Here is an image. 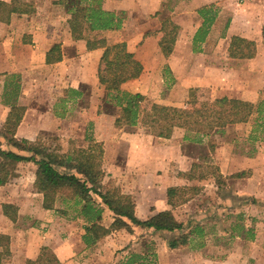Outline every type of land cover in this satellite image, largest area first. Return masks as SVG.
Returning a JSON list of instances; mask_svg holds the SVG:
<instances>
[{
  "label": "crops",
  "instance_id": "crops-1",
  "mask_svg": "<svg viewBox=\"0 0 264 264\" xmlns=\"http://www.w3.org/2000/svg\"><path fill=\"white\" fill-rule=\"evenodd\" d=\"M13 1L30 12L12 13L6 23L0 22V148L27 156L6 146L2 137L11 108L21 107L24 111L14 130L16 140L40 141L49 146L50 139H56L62 152L73 143L81 147L89 141L100 144L102 188H116L129 196L134 204L133 216L139 221L169 211L178 222L180 212L199 201L193 198L171 207L166 192L194 185L196 181L186 175L192 166L205 162H200L199 151L210 137L202 144H192L183 140L180 129H173L168 139H162L142 127L132 131L115 128V117L102 110L104 88L97 78L104 49L88 50L86 41L101 38L109 46L124 43L142 70L138 78L122 84L121 90L140 94L155 104L183 108L190 89L208 90L214 99L257 104L264 100V0ZM0 2L10 4L12 0ZM76 5L91 6L118 18L123 14L121 26L89 32L81 20L83 28L76 39L70 29ZM202 12L211 14L213 21L204 40L194 41L203 22ZM164 23L177 31L166 57L158 46L168 34L160 30ZM233 37L253 42L255 56L230 58ZM54 46L58 47L60 61L47 63L46 56ZM243 126H228L223 131ZM248 133H241L240 140L247 143ZM231 145L209 151L210 155L214 153V162H208L218 167L224 179L248 171L246 178L236 181L241 186L242 212H247V199L264 202V143H256L252 155L236 153ZM35 171L30 162L17 163L8 181L0 185V253L6 247L8 250L0 264H35L44 249L54 256L56 264H129L132 255L140 256V260L130 264H264L263 251L258 259L243 255L244 248L264 250V245H239L241 256L235 259L209 257L216 227L205 228L198 221L180 231L186 235V242L174 249L168 242L176 239L179 231L155 232L136 226H131V231H111L85 244L82 237L86 223L72 202L62 203L57 197L52 210L42 208V195L33 192ZM232 199L224 198V204ZM3 205L13 207L15 212L10 209L4 213ZM224 212V218L231 215L229 209ZM113 221L112 212L103 207L100 226L108 229ZM188 245L198 247L188 252Z\"/></svg>",
  "mask_w": 264,
  "mask_h": 264
},
{
  "label": "trees",
  "instance_id": "trees-1",
  "mask_svg": "<svg viewBox=\"0 0 264 264\" xmlns=\"http://www.w3.org/2000/svg\"><path fill=\"white\" fill-rule=\"evenodd\" d=\"M30 9L0 2V22L6 23L12 13H29ZM203 22L197 30L194 41L202 42L213 16L208 12L201 13ZM123 14L120 18L112 13L103 12L91 6L76 5L70 21V29L74 38H80L83 28L81 20L85 23L89 32L118 29L121 26ZM162 31L168 32L166 39L162 38L158 46L166 57L170 54L176 27L170 23H164ZM264 32V31H263ZM168 36V38H167ZM103 48L100 58V66L97 71L99 84L104 88L103 111L115 117L114 127L125 128L132 131L137 127L148 129L150 134L168 139L173 129L184 132L183 140L192 144H202L205 138H211L215 134H222L228 126L250 123L247 140L250 142L264 143V100L252 104L238 99L216 98L211 101H199L196 93L198 89H190L184 108L165 107L146 100L140 94H130L121 90L122 84L138 78L141 73V65L135 61L126 51L124 43L107 45L104 39L86 41L88 50ZM58 47L54 46L46 56L47 63L60 61L56 55ZM229 56L233 59H251L255 56V44L238 37H233L229 46ZM74 93V92H73ZM76 94V92H75ZM116 108L119 109L116 112ZM24 109L12 107L9 116L3 126L2 137L6 146L24 152L27 156L16 154L10 150L0 148V185L5 184L12 175L17 163H32L36 167L33 192L43 197L42 208L52 210L56 198L62 203L72 202L76 212L86 225L82 240L85 244H91L106 236L111 231L125 229L131 231V226L143 229H153L155 232L182 231L183 225L178 223L171 212H161L147 221H139L133 216L134 204L129 196L123 195L118 189L104 190L101 186L103 172L101 170L102 148L100 144L92 143L86 147H73L62 152L60 146L50 148L40 141L29 142L16 140L14 130L18 125ZM209 138V139H210ZM210 151L213 145L210 141ZM1 146V144H0ZM197 165L191 167L187 177L195 180L194 171ZM243 173H236L230 178H243ZM196 188H170L166 192L168 204L176 207L190 200ZM192 194L185 197V194ZM260 202L252 199V203ZM103 207L114 215V221L108 229L100 226ZM3 212L11 209V206H2ZM14 220V216L10 215ZM186 242V235H180L168 242V247L174 249L178 244ZM8 256L6 249L0 253V262ZM140 260V256L132 255L131 261ZM33 264V263H26ZM35 264H56L54 256L46 251L38 257Z\"/></svg>",
  "mask_w": 264,
  "mask_h": 264
},
{
  "label": "rangeland",
  "instance_id": "rangeland-1",
  "mask_svg": "<svg viewBox=\"0 0 264 264\" xmlns=\"http://www.w3.org/2000/svg\"><path fill=\"white\" fill-rule=\"evenodd\" d=\"M162 94H165V91H163ZM196 96L199 101H211L214 99V96L208 90H203L202 92L199 90V92L196 93ZM146 100L152 102L150 99ZM184 107L185 104L183 105V108ZM143 130L150 132L145 128H143ZM249 130L250 124L247 123L245 126H243V128H232L231 130L227 131V133L223 131L225 132L224 135H213L208 141L212 143L213 149L218 146L222 148L226 144H232L231 147H233V150L236 153L242 151L244 154L252 155L255 152L254 145L258 142L253 143L247 140V144L246 142L242 141V139L240 140L239 136L241 133L245 134V132H249ZM236 140L237 142L235 143ZM48 143L50 148L59 146V144H57L58 142L56 143V139H50V142ZM53 144L55 146H53ZM75 144L76 143H74L73 147H81V144ZM202 149L203 151H199V156L202 158L200 162L203 160H205V162L203 161L198 163L197 168H195L194 176L196 182H194L193 186L196 188V190L193 192L194 196L191 198H197L199 202L195 201L188 204V206L183 209L184 211L180 209L182 212H180V215H178V220L180 221H178V223L182 224L184 229L186 227L194 226L193 222L196 221H198V223L202 222V226L205 228H207L209 225L215 226L216 232L215 234L211 235V240L214 242V244L212 245V251L208 252L209 254L207 253L208 256L217 260L227 257L230 259H235L241 256L240 250H237L240 248L239 245H264V202L258 205L256 202L252 203V200L249 198L247 200L249 202L250 208L247 212H242V209H244V204L241 203L239 199L240 195L238 193V191L241 190V186L236 184V181L239 179L230 178L229 176L226 178L228 181H226V179H224V177H222L220 174L218 167L209 164V162H214V153L212 155L209 153L211 150L209 147V142H207ZM243 174L246 178L249 173L246 171L243 172ZM189 192V194H185V197L192 194L191 191ZM230 196H233L234 199L230 201L228 200L229 202L224 204L223 199ZM227 209L231 211V215L227 216V218H224V210ZM199 210H205L207 212H202L199 214L197 212ZM242 215L245 216L242 217ZM222 230H227L228 232L224 234ZM230 230H232L231 234H229ZM180 235L185 234H181L180 232ZM196 246L197 245H188V252L189 250L194 251ZM262 251L264 252V250H261L258 247L257 249L256 247L253 249L248 247L247 249L244 248L243 255L246 257L248 254L250 259H258L260 257L262 258ZM153 264L158 263H154L153 261Z\"/></svg>",
  "mask_w": 264,
  "mask_h": 264
}]
</instances>
